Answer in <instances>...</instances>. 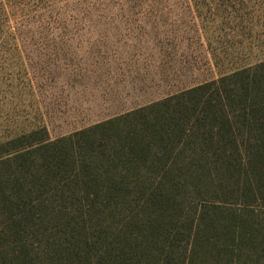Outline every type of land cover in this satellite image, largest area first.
I'll return each instance as SVG.
<instances>
[{"label": "trees", "instance_id": "1", "mask_svg": "<svg viewBox=\"0 0 264 264\" xmlns=\"http://www.w3.org/2000/svg\"><path fill=\"white\" fill-rule=\"evenodd\" d=\"M0 264H264V61L1 142Z\"/></svg>", "mask_w": 264, "mask_h": 264}, {"label": "rangeland", "instance_id": "2", "mask_svg": "<svg viewBox=\"0 0 264 264\" xmlns=\"http://www.w3.org/2000/svg\"><path fill=\"white\" fill-rule=\"evenodd\" d=\"M264 61V0H0V143L55 140Z\"/></svg>", "mask_w": 264, "mask_h": 264}]
</instances>
